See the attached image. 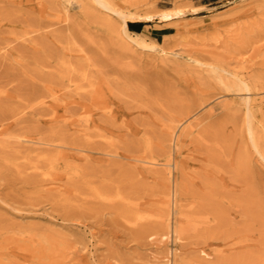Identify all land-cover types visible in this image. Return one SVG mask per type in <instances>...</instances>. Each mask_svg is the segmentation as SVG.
Returning <instances> with one entry per match:
<instances>
[{
    "label": "rangeland",
    "instance_id": "obj_1",
    "mask_svg": "<svg viewBox=\"0 0 264 264\" xmlns=\"http://www.w3.org/2000/svg\"><path fill=\"white\" fill-rule=\"evenodd\" d=\"M104 1L0 0V264H264V0Z\"/></svg>",
    "mask_w": 264,
    "mask_h": 264
},
{
    "label": "bare ground",
    "instance_id": "obj_2",
    "mask_svg": "<svg viewBox=\"0 0 264 264\" xmlns=\"http://www.w3.org/2000/svg\"><path fill=\"white\" fill-rule=\"evenodd\" d=\"M96 1L99 2L105 8H108V4L104 0H96ZM110 13L120 20L121 32L118 34V37H119V40L121 41V43L124 46H133V45H137V46H140V47H144L145 46L144 44H140L135 39V37L133 35H131L132 31L128 28L127 20H133V16L132 15H128V14H125L124 12H122V11H118V10H114V9H111ZM170 17H171L170 13H164V14L161 15V18H164V19H168ZM150 18H151V16H149V15L145 16V20H150ZM134 34L135 35H139V32H134ZM159 51L162 52L163 50L159 49ZM206 66L208 67L207 70H209V72H213V73L216 72V68L214 66L209 65V64L206 65ZM234 79H235V82H231V83L223 82V85L226 88H234V89L236 88V89H239V90L249 91L251 89L250 86L247 84V82H245L244 80L237 79L236 77H234ZM246 124H247V134H248L250 140L252 141V143L256 146V135H255L254 128L252 126V121L250 119V114L249 113H248ZM173 197H174V200H175L176 197H175V193L174 192H173ZM175 202H176V200H175ZM175 202H174V205H175ZM169 203H170V200L167 199L165 204L170 205ZM179 213H180V211L178 210V214ZM181 218H182V216L180 217V219ZM183 218H184V216H183ZM179 226H180V224H179Z\"/></svg>",
    "mask_w": 264,
    "mask_h": 264
},
{
    "label": "trees",
    "instance_id": "obj_3",
    "mask_svg": "<svg viewBox=\"0 0 264 264\" xmlns=\"http://www.w3.org/2000/svg\"><path fill=\"white\" fill-rule=\"evenodd\" d=\"M142 26H143V23L142 22H128V28L131 31L140 32Z\"/></svg>",
    "mask_w": 264,
    "mask_h": 264
}]
</instances>
